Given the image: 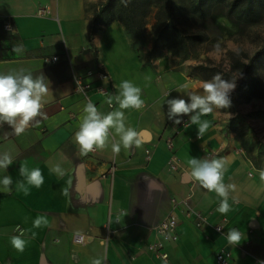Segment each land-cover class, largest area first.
<instances>
[{"label":"crops","instance_id":"obj_1","mask_svg":"<svg viewBox=\"0 0 264 264\" xmlns=\"http://www.w3.org/2000/svg\"><path fill=\"white\" fill-rule=\"evenodd\" d=\"M101 1L0 0V74L25 69L33 76L43 74L49 85L42 109L47 119L39 118V126L30 125L17 136L8 124L0 125V153L10 151L14 157L7 172L0 169V178L11 175L14 183L22 179L18 169L25 161L44 175L43 186L31 187L29 195L17 191L15 184L10 194L0 192V264H90L93 258H102L103 264H163L147 245L156 240V226L172 198L187 200L206 222L196 227L180 215L178 239L165 244L171 264H216L214 254L223 247L230 250L233 264L264 261V182L259 175L264 157L255 164L243 147V113L249 110L245 102L234 89V106L202 117L212 126L201 138L189 121L175 125L167 118L165 101H189L188 91L203 94L206 80L191 71L186 58L163 52L148 61L149 46L138 49L118 21L94 28ZM5 20L9 29L3 27ZM97 69L107 73V84L86 75ZM76 78L91 85L86 94L74 90ZM122 80L142 89L145 107L125 110L141 145L122 148L116 155L110 141L105 149L82 156L74 134L84 105L91 99L103 113L117 109L115 100L111 106L106 101L118 93ZM204 151L225 162L224 182L235 186L226 215L216 211L220 198L187 174V160L203 158ZM171 157L176 169L170 168ZM57 163L65 169L63 177L49 171ZM62 189L68 190L67 196ZM38 215H46L48 226L32 227ZM18 226L28 240L22 253L10 244ZM229 228L242 233L239 244L228 243ZM76 235L82 240H74Z\"/></svg>","mask_w":264,"mask_h":264},{"label":"clouds","instance_id":"obj_2","mask_svg":"<svg viewBox=\"0 0 264 264\" xmlns=\"http://www.w3.org/2000/svg\"><path fill=\"white\" fill-rule=\"evenodd\" d=\"M130 0H121L125 6ZM14 51H19L15 47ZM107 84V78H105ZM187 88V85L183 86ZM203 94L191 91L186 92L189 101L183 98L167 99V118L175 125H180V117L188 115L189 123L197 126V138H201L212 126L211 121L202 117L212 114L215 109H228L231 107L230 94L235 89V80H225L220 73H216L210 80L201 84ZM49 85L46 77L41 74L33 76L30 71L20 69L16 72L0 74V125L8 124L12 128V133L19 136L30 125L39 126L40 119H47L42 111L44 107V97L48 95ZM113 100L118 108L107 113L101 112L98 107L89 99L82 110V117L79 128L74 134V140L79 146L82 156H86L95 150H103L111 147V151L119 155L121 149L126 151L133 147H139L141 140L139 132L127 124L125 110L140 111L145 107L142 99V89L130 80H122L119 84L118 93L109 96L107 104L112 105ZM186 123L184 126L188 125ZM14 163V157L10 151L0 153V169L7 172L10 165ZM190 171L187 173L192 180L197 182L208 193H215L220 198L219 206L216 209L222 215H226L231 210L229 204L230 191L234 190L233 184L224 182L226 164L222 159L217 158H196L187 160ZM49 171L57 176L63 177L65 169L57 163L49 167ZM20 180L13 181L11 175H4L0 178V192L10 194L12 186L24 195H29L30 188H41L44 184V175L39 167L29 168L27 162L20 163ZM260 180L264 182V169L259 172ZM61 194L68 195L67 189H62ZM49 221L46 215H38L32 221V227L39 229L48 226ZM18 235L10 237L11 246L18 252H23L28 244L25 231L19 229ZM36 233H32L35 238ZM230 245L240 243L242 233L236 229H230L226 234ZM90 264H103L102 258H93ZM259 264H264L260 261Z\"/></svg>","mask_w":264,"mask_h":264},{"label":"trees","instance_id":"obj_3","mask_svg":"<svg viewBox=\"0 0 264 264\" xmlns=\"http://www.w3.org/2000/svg\"><path fill=\"white\" fill-rule=\"evenodd\" d=\"M220 7L224 8L227 18L239 23H257L264 19V0H130L127 6L121 0H103L94 12L93 23L94 28H101L118 21L131 41L140 44L147 33L148 19H151V45L146 52L147 60L159 57L165 46L173 47L174 54L184 59L198 41L206 39L203 34L186 33L184 25L191 18L211 17ZM239 53L231 52L229 70L222 71L199 63L192 66L191 71L208 72L205 80H210L216 73L225 80H235V94L239 99H264V82L258 76L259 69H264V44L251 56L243 54L246 61L239 57L242 54Z\"/></svg>","mask_w":264,"mask_h":264},{"label":"rangeland","instance_id":"obj_4","mask_svg":"<svg viewBox=\"0 0 264 264\" xmlns=\"http://www.w3.org/2000/svg\"><path fill=\"white\" fill-rule=\"evenodd\" d=\"M224 12V8L220 7L216 9L213 16L206 19L191 18L184 25L183 28L186 33L203 34L206 37L205 40L198 41L190 51V55L186 57L190 61L191 66L203 63L207 66L219 68L222 71L229 70V62L232 59L231 52H241L242 54L239 53L241 54L239 57L246 61L243 54L251 56L255 50L264 44V19L257 23L244 24L227 18ZM148 22L144 41L140 44L132 42L138 49H143L145 46L150 48L149 29L151 19H148ZM173 51V47L165 46L160 52H167L179 57ZM192 71L202 78H205L208 74V72L205 73L198 69ZM258 76L264 82V69H259ZM237 77L240 76L237 75ZM239 100L245 102V106L249 110L243 113L244 121L241 115L237 116L236 121L240 124V127L243 125L240 123L241 121H246L247 123L244 124L247 136L245 135L244 137L243 147L249 154H253L256 164L261 162L262 157H264V124L258 123L260 120L264 121V99L252 97L248 100ZM231 102L234 106V101ZM259 148L260 150H257Z\"/></svg>","mask_w":264,"mask_h":264},{"label":"built area","instance_id":"obj_5","mask_svg":"<svg viewBox=\"0 0 264 264\" xmlns=\"http://www.w3.org/2000/svg\"><path fill=\"white\" fill-rule=\"evenodd\" d=\"M3 27L5 29L10 28V23L8 20L4 21ZM52 59L55 60L57 59V57L53 56ZM86 75H95V77L100 80L107 78V73L100 69L87 70ZM90 86L91 85L89 83L84 82L82 78H76L74 81L73 88L76 92L86 94ZM96 89L102 90V87L96 86ZM180 118L182 120L181 124H186L189 121V118L187 116H182ZM213 155L214 152L204 151L203 158H211ZM169 163L171 169H176L174 158L171 157ZM109 173H112L111 166L109 168ZM180 215H184L185 217L191 218L196 227H202L206 222V217L204 216V214L200 210L195 209L187 200L172 198V205L170 207V210L158 222L156 226V240L147 245V249L153 252L155 257H157L163 264H171L168 253L165 249V244L168 242L176 241L178 239V225ZM214 229L222 231L223 228L221 224H215ZM230 229L232 228H229L225 231V237ZM74 240L80 241L82 240V236L76 235L74 237ZM214 259L216 264H233L231 252L226 247L218 249L214 254Z\"/></svg>","mask_w":264,"mask_h":264}]
</instances>
